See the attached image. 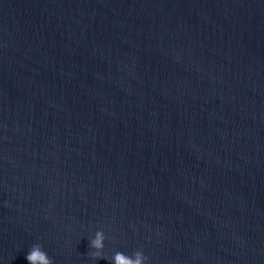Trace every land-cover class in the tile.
I'll use <instances>...</instances> for the list:
<instances>
[{
  "label": "water",
  "instance_id": "95a60500",
  "mask_svg": "<svg viewBox=\"0 0 264 264\" xmlns=\"http://www.w3.org/2000/svg\"><path fill=\"white\" fill-rule=\"evenodd\" d=\"M34 245L264 264V0H0V264Z\"/></svg>",
  "mask_w": 264,
  "mask_h": 264
},
{
  "label": "clouds",
  "instance_id": "9594fccd",
  "mask_svg": "<svg viewBox=\"0 0 264 264\" xmlns=\"http://www.w3.org/2000/svg\"><path fill=\"white\" fill-rule=\"evenodd\" d=\"M105 235L102 231H97L89 241L90 256L93 260L105 259L102 256L104 249ZM27 264H36L40 261L41 264H53V261L42 250L40 245H34L29 250L26 256ZM110 264H148V257L142 251H135L131 256L125 255L117 251L111 258Z\"/></svg>",
  "mask_w": 264,
  "mask_h": 264
}]
</instances>
